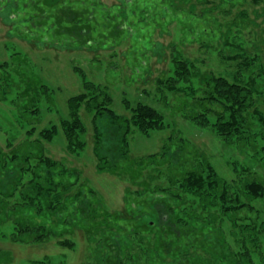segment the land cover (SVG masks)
<instances>
[{
  "label": "rangeland",
  "instance_id": "rangeland-1",
  "mask_svg": "<svg viewBox=\"0 0 264 264\" xmlns=\"http://www.w3.org/2000/svg\"><path fill=\"white\" fill-rule=\"evenodd\" d=\"M249 57L250 68L244 63ZM179 59L193 61L205 76L234 80L240 70L264 85V0H0V264H32L46 255L52 264H117L112 253L132 237L116 223L133 229L141 216L153 214L158 199L175 200L166 191L175 182L179 194L177 180L189 172L215 168L230 184L241 172V179L255 173L264 180V155L256 150L264 144V130L254 124L247 139L221 136L212 124L219 103L203 99L202 89L196 96L186 91L191 83L185 80L176 82L182 92L162 82L175 75ZM89 82L109 94L108 106L118 115L131 118L144 103L163 114L164 126L147 133L132 125L122 155L121 124L95 119L96 110L83 105L86 144L73 151L62 122L70 117V98ZM192 82L202 87L197 78ZM207 109L211 123L196 117ZM96 123L118 158L110 170L98 168ZM54 125L51 140L40 136ZM47 158L56 161L48 167L81 186L86 198L57 211L22 205V193L31 190L30 180ZM64 166L79 175L58 174ZM183 194L189 203L200 200ZM86 203L93 205L91 215L73 209ZM255 206L264 224V197ZM24 222L51 226L55 234L43 241L29 233L14 239L16 224ZM193 233L188 242L208 245L203 230ZM127 253L136 258L138 248L134 244Z\"/></svg>",
  "mask_w": 264,
  "mask_h": 264
},
{
  "label": "trees",
  "instance_id": "trees-1",
  "mask_svg": "<svg viewBox=\"0 0 264 264\" xmlns=\"http://www.w3.org/2000/svg\"><path fill=\"white\" fill-rule=\"evenodd\" d=\"M236 56L226 57L229 59ZM242 57H246L245 53ZM244 63L246 67L250 68V57L246 58ZM176 66L175 75L161 81L167 82V86L171 90L182 92L185 89L177 85L176 82L185 80L191 83L186 87V91L196 96L199 89H202L203 92L200 96L203 99L219 103L221 110L215 114L216 119L212 124L221 136L229 139L236 137L247 139V135L252 133L255 125L264 130V85L260 83L259 76L248 75L247 72L240 70H237L234 80H230L224 75H214V73L205 76L200 72L199 66L188 59L177 60ZM262 68L264 67L260 69ZM195 78L202 84V87L198 88L192 82ZM104 93L106 92L101 93L98 86L89 82L86 84L85 92L70 98V117L65 119L62 124L68 135L69 148L73 151H78L86 144L81 137V133L86 130V127L79 114L83 105L91 110H96L95 119L106 116L121 124L119 150L122 155H125L129 150L128 136L132 125L147 133L152 129H160L164 126L163 114L144 103L138 104L133 109L131 118L118 115L108 106L111 101L109 94L104 95ZM103 95L104 98L101 100ZM211 111V109H207L196 117L202 122L211 123V118L206 114ZM94 128L95 154L99 160L98 168L110 170L118 166L116 165L117 157L112 156L109 152L112 150L108 151L107 149L109 143L103 138H106L104 136L106 132L102 133L97 123ZM56 130L55 125L45 128L41 131L40 136L51 140ZM256 150L264 155V144ZM45 161L47 166L36 168L40 170V174L36 172V178L30 180L31 190L22 193L24 199L22 205L33 204L39 210L45 207L57 211L58 207L63 205L65 207L67 202L76 204L86 198V193L81 186L76 188L75 182L58 176L55 171L49 168L55 166L56 161L51 158H47ZM102 163L105 166H102ZM206 170L204 169L203 172L194 170L181 181L177 180L179 188H181L179 194L175 192L178 185L174 182L166 193L169 198L175 200L171 199L172 202H166L165 199L157 200L155 198L159 203H156V207L152 210L153 214L146 213L141 216L139 224L134 225L133 229L128 228L129 226L126 228L125 222L116 223L118 229L126 230L125 236L132 237L130 245L124 244L120 251L115 249L112 253L115 254L112 257L116 256L117 264H135V262L137 264H264V235L262 234L264 233V224L261 223L262 219L257 216L258 212H256L255 206V200L264 197V180L255 173H248L246 178L241 179L244 174L241 172L240 178L230 184L216 172L215 168ZM59 173H63L64 176L73 173L79 175L77 171H72L65 166ZM76 189L79 190L75 192ZM165 189L162 188V190ZM183 191L196 194L200 200L189 203L185 200ZM91 192L95 191L92 189ZM12 195L15 196V191L12 192ZM179 198L183 200H179ZM126 203H130V200L127 199ZM194 203H199L200 207H195ZM131 204L132 209H137L135 202ZM92 206V203H86L73 209H76L77 213L91 215L90 207ZM106 222L110 223L108 220ZM15 229L14 239H19L16 234L29 233L35 235L32 240L43 241L55 234V230L51 226L42 223H17ZM193 229L203 230L208 235L207 246L202 247L196 243L188 242L189 237L195 234ZM210 235L213 237H209ZM61 242L73 245V241L62 240ZM134 244L138 248L136 258L131 254L132 251L127 253L129 249H134ZM218 246H222L224 251L219 250ZM200 249L211 255L208 256L205 253L200 255L198 253ZM109 254L110 252L106 259ZM50 258L46 255L44 258L34 260L32 264H52Z\"/></svg>",
  "mask_w": 264,
  "mask_h": 264
}]
</instances>
